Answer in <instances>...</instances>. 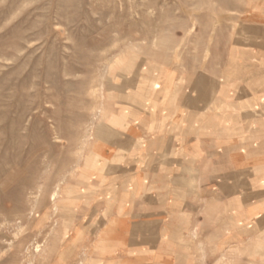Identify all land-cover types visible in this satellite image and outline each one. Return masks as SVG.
Here are the masks:
<instances>
[{
    "label": "rangeland",
    "instance_id": "rangeland-1",
    "mask_svg": "<svg viewBox=\"0 0 264 264\" xmlns=\"http://www.w3.org/2000/svg\"><path fill=\"white\" fill-rule=\"evenodd\" d=\"M255 34L264 0H0V264H264V226L225 241L212 210L166 251L124 248L100 217L117 179L92 154L121 84L139 101L195 71L237 84L264 73Z\"/></svg>",
    "mask_w": 264,
    "mask_h": 264
},
{
    "label": "crops",
    "instance_id": "crops-1",
    "mask_svg": "<svg viewBox=\"0 0 264 264\" xmlns=\"http://www.w3.org/2000/svg\"><path fill=\"white\" fill-rule=\"evenodd\" d=\"M251 38L264 59V34ZM240 69L237 84L195 71L160 82L142 101L120 85L119 108L97 123L92 154L117 179L100 217L105 233L126 235L124 248L166 251L209 210L229 230L225 241L264 226V73ZM158 264L174 263L159 254Z\"/></svg>",
    "mask_w": 264,
    "mask_h": 264
}]
</instances>
